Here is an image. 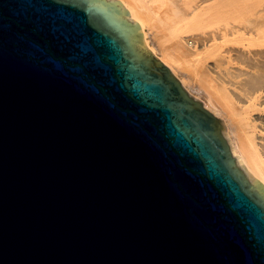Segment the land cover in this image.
Masks as SVG:
<instances>
[{
	"label": "water",
	"instance_id": "1",
	"mask_svg": "<svg viewBox=\"0 0 264 264\" xmlns=\"http://www.w3.org/2000/svg\"><path fill=\"white\" fill-rule=\"evenodd\" d=\"M122 0H0V264H264V192Z\"/></svg>",
	"mask_w": 264,
	"mask_h": 264
},
{
	"label": "bare ground",
	"instance_id": "2",
	"mask_svg": "<svg viewBox=\"0 0 264 264\" xmlns=\"http://www.w3.org/2000/svg\"><path fill=\"white\" fill-rule=\"evenodd\" d=\"M122 1L130 9V14L122 16L131 22L138 21L148 50L157 54L174 72L196 66L197 70L202 67L198 71L200 77L201 72L208 75L209 79H200L209 97V106L226 120L232 152L246 169L250 181L257 183L264 192V47L253 50L246 45L237 47L239 54L256 64L254 69L219 64L227 44L239 36L240 30L248 29L251 22L232 21L231 5L226 4L228 0H210L207 11L200 10L193 16H189L188 9L192 7L189 0ZM198 8L201 7L194 6L193 10ZM254 24L255 36L249 38L257 36L264 40V21ZM149 25L176 43V54L155 47ZM203 25L210 29L207 41L198 46L187 36L193 28ZM186 41L189 48L182 45ZM215 101L221 108L214 104Z\"/></svg>",
	"mask_w": 264,
	"mask_h": 264
},
{
	"label": "rangeland",
	"instance_id": "3",
	"mask_svg": "<svg viewBox=\"0 0 264 264\" xmlns=\"http://www.w3.org/2000/svg\"><path fill=\"white\" fill-rule=\"evenodd\" d=\"M189 1H191V3H192V7H190L188 9V12L190 13L189 16H193L195 13H197L203 9L204 10L206 9V11H207L206 7H209V6H206V5L208 3H210V0H189ZM224 1H226V0H224ZM228 3L231 5V6H229L230 11L228 8L229 13L231 12L230 13L231 15L230 14H228V15H230L231 18H230V16H228V17L232 21L234 20L235 23H239L240 20H249L251 23L249 22L250 24H249L248 29L240 30L239 36L227 44L226 50L223 52V55H222V58H221L219 64L221 66H224V67H226V66H235V67L244 66V67H248L250 69H254L256 64L252 61V59H246L241 54H239L237 51V47H241L242 45H246L251 50H253L255 48L264 47V40L263 39L257 38V36L253 37V36H255L254 35L255 34V30H254L255 24L254 23L264 21V0H228V2L226 4H228ZM198 5L201 8L193 10V7L198 6ZM225 17L227 18V14ZM209 29H210V27L208 25H203L202 27L200 26L197 28H193L192 32L190 31L188 33L187 39L192 41L194 44H196L198 46L201 44H204L207 41L206 38H207ZM149 33H150V37H151L153 44L155 45V47H157V49L159 51H166L167 50V51H170L174 54L177 53L176 43L174 41H172L171 39L167 38L165 34L158 31L156 29V27H154L153 25H149ZM251 35H253L252 36L253 38H249V36H251ZM182 45L185 48H189V46H190L188 41L182 43ZM229 47H231L230 50H229ZM201 48H203V47H201ZM155 55H157V54H155ZM201 69H202V67H201ZM200 70L199 69L197 70L196 66H190V67H185L183 71H177V72H174L173 70L172 71L177 76V78L179 79V81L185 87L186 90H188L190 93H192L193 95H195L196 97H198L199 99L202 100L203 107H205L207 110H209L210 112H212L213 114L218 116L209 106V105H211L209 102V97L206 94V91H205L203 84L201 82V79H200V78L209 79V77L204 72H201V77H200L198 75V71H200ZM182 79H184L185 81L183 82ZM214 104L217 107L221 108V104L219 102L215 101ZM218 117L223 120L225 132H226V129H227L226 120L221 116H218ZM226 138H227V144H228L229 150L233 154V156L235 157L237 164H238V168L241 171H243L244 174L249 178L246 169L242 166V164L238 161V159L236 158V156L232 152L231 140H230L227 133H226Z\"/></svg>",
	"mask_w": 264,
	"mask_h": 264
}]
</instances>
